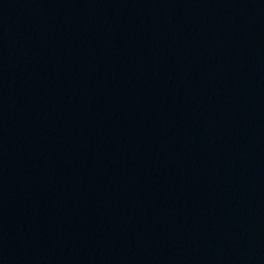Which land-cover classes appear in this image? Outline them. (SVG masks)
Segmentation results:
<instances>
[{"label":"water","instance_id":"water-1","mask_svg":"<svg viewBox=\"0 0 264 264\" xmlns=\"http://www.w3.org/2000/svg\"><path fill=\"white\" fill-rule=\"evenodd\" d=\"M0 264H264V0H0Z\"/></svg>","mask_w":264,"mask_h":264}]
</instances>
